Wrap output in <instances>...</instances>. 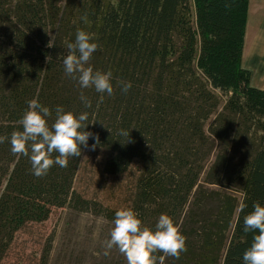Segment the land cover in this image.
Instances as JSON below:
<instances>
[{"label": "trees", "instance_id": "1", "mask_svg": "<svg viewBox=\"0 0 264 264\" xmlns=\"http://www.w3.org/2000/svg\"><path fill=\"white\" fill-rule=\"evenodd\" d=\"M249 1L0 0V136L22 130L32 99L52 111L49 124L57 106L88 112L85 131L111 154L104 172L136 169L129 207L153 229L168 214L187 237V251L162 264H243L258 234L243 230L244 216L254 202L264 206V91L251 86L242 63ZM78 28L97 37L89 63L112 71L113 95L65 74ZM120 81L131 82L127 94ZM84 150L37 177L28 157L0 144V264L17 234L48 221L53 209L113 224L119 209L75 189ZM49 261L45 250L40 264Z\"/></svg>", "mask_w": 264, "mask_h": 264}, {"label": "clouds", "instance_id": "2", "mask_svg": "<svg viewBox=\"0 0 264 264\" xmlns=\"http://www.w3.org/2000/svg\"><path fill=\"white\" fill-rule=\"evenodd\" d=\"M88 24L87 15L82 17ZM94 33L77 29L75 41L67 44L68 54L63 60L64 71L71 79L78 81L82 89L94 88L97 93L113 95V73L94 69L89 63L99 45ZM258 43H264V35L257 36ZM51 47V43H49ZM121 91L127 94L132 87L131 82H119ZM103 96H101V100ZM80 100L85 108H91L92 102L81 92ZM28 107L19 123L22 130L13 131L10 138L0 136V144L9 141L11 152L15 156L28 157L32 172L37 177L48 174L58 165L66 168L69 158L81 156V146L87 148L89 138L95 143L91 150L100 144L99 135L87 128L88 112L79 115L73 111H65L62 106L55 108L54 121L49 124L52 111L42 105L38 99L27 102ZM129 138V132L121 131ZM55 157H53V154ZM247 207L242 203L239 211ZM244 231L258 233L253 236L250 247L243 254V264H264V206L254 202L253 210L244 216ZM110 238L104 241V255H110L117 248L126 258L127 264H158L165 256L179 259L187 251V237L180 231L173 218L161 214L154 229L145 226L139 214L131 207H124L115 212ZM156 253H163L157 256Z\"/></svg>", "mask_w": 264, "mask_h": 264}, {"label": "rangeland", "instance_id": "3", "mask_svg": "<svg viewBox=\"0 0 264 264\" xmlns=\"http://www.w3.org/2000/svg\"><path fill=\"white\" fill-rule=\"evenodd\" d=\"M110 155L104 149L91 150L88 145L75 189L85 198L110 208L129 207L138 174L134 169L122 176L107 175L104 166ZM113 226L90 213L53 209L48 221L32 224L17 234L3 264H40L45 250L50 251L49 264H127L117 248L104 255V241L110 238Z\"/></svg>", "mask_w": 264, "mask_h": 264}, {"label": "crops", "instance_id": "4", "mask_svg": "<svg viewBox=\"0 0 264 264\" xmlns=\"http://www.w3.org/2000/svg\"><path fill=\"white\" fill-rule=\"evenodd\" d=\"M258 35H264V0H250L242 63L251 86L264 91V43H258Z\"/></svg>", "mask_w": 264, "mask_h": 264}]
</instances>
